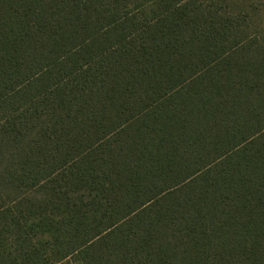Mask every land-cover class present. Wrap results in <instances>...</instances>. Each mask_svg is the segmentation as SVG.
<instances>
[{"label": "trees", "instance_id": "obj_1", "mask_svg": "<svg viewBox=\"0 0 264 264\" xmlns=\"http://www.w3.org/2000/svg\"><path fill=\"white\" fill-rule=\"evenodd\" d=\"M264 264V0H0V264Z\"/></svg>", "mask_w": 264, "mask_h": 264}, {"label": "rangeland", "instance_id": "obj_2", "mask_svg": "<svg viewBox=\"0 0 264 264\" xmlns=\"http://www.w3.org/2000/svg\"><path fill=\"white\" fill-rule=\"evenodd\" d=\"M61 264H69L68 262H63V263H61Z\"/></svg>", "mask_w": 264, "mask_h": 264}]
</instances>
